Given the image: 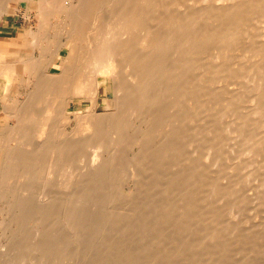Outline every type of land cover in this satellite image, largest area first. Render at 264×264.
<instances>
[{"label":"bare ground","instance_id":"obj_1","mask_svg":"<svg viewBox=\"0 0 264 264\" xmlns=\"http://www.w3.org/2000/svg\"><path fill=\"white\" fill-rule=\"evenodd\" d=\"M22 3L35 7L39 28L18 34L28 38L27 49L0 64V79L5 82L0 103L16 123L0 137V149L22 153L6 160L0 201L8 202L5 211L11 209L9 219L18 225L19 234L24 220L41 218L59 207L54 191L59 186H53L70 187L78 180L68 166L79 159L64 165L73 145L62 141L69 134L63 127L69 126L73 115L79 120L68 137H83L84 149L90 151L85 158L89 170L84 168L89 172L84 171L82 180L87 176L93 182L97 175L102 180L105 173L101 178L100 171L107 170L110 162L114 166L116 153L121 161L122 150L126 152L136 140L133 132L139 130L138 141L147 146H141L144 154L138 152L142 158L133 161L145 163L149 157L154 170L160 169L149 179L157 182L165 175L161 183H167L161 190L148 179L147 188L130 187L129 197L119 198L120 203L114 196V205L108 204L115 199L113 189L107 190L112 196L107 202V192L99 188L97 196H105L97 201L100 197L107 202H102L106 207L96 203L99 216L88 213L89 204L83 202L89 197L68 198L73 235L87 229L91 238L92 222H100L98 229L105 232L101 235L114 239L115 253L124 257L115 259V264H257L256 253L264 258L260 253L264 247L258 245L264 234L257 235L256 222L253 226L238 220L253 202L264 204V175L261 184L248 186L249 179L255 181L264 172L260 169L253 176L259 162L264 166V0H0V19L17 15ZM23 74L33 83L24 100L10 101L8 94ZM79 99L87 102L81 116L68 108L69 102ZM80 151L74 150V156H82ZM162 162L171 164H166V171ZM114 190L116 195L118 189ZM30 202L34 206L26 210ZM129 248L136 250L134 262L128 260Z\"/></svg>","mask_w":264,"mask_h":264},{"label":"rangeland","instance_id":"obj_2","mask_svg":"<svg viewBox=\"0 0 264 264\" xmlns=\"http://www.w3.org/2000/svg\"><path fill=\"white\" fill-rule=\"evenodd\" d=\"M18 10V14L16 15V14H13V13H11V14H9V15H5V16H3L1 19H0V64L1 63H5V64H8L9 62H11L12 61V59H13V55L12 54H19V55H21L22 53H23V51H24V49H27V45H26V42L28 41V38L26 37V40H24V37H21V36H17L18 34H20L21 32H23V33H25V32H27L28 30H30L31 29V31H33V32H35L36 31V29L37 28H39V25H40V20H39V18H38V16H37V12H36V10H35V7H29L28 8V6L26 5V3H22L21 5H20V7L17 9ZM33 12V13H32ZM33 20V21H32ZM53 23H55V21H52V23H51V25L50 26H53L54 24ZM34 29H35V31H34ZM13 52V53H12ZM64 53V52H63ZM24 75V76H23ZM23 75H21L19 78H17L16 79V82H14V86H13V90H11L10 92H9V94H8V96H9V100L11 101V99L13 98V99H15L16 97H17V99L18 100H21V99H25V95H24V93H27L29 90V87L32 85V83H33V78L32 77H30V76H28V75H26V74H23ZM29 77V78H28ZM32 78V79H31ZM28 80V81H27ZM31 80V81H30ZM19 82V83H18ZM27 82H29V83H27ZM32 82V83H31ZM0 98H1V96H2V93H3V90H4V87H5V82H4V80L3 79H0ZM26 83V84H25ZM20 84V85H19ZM23 85V86H22ZM26 85H28L27 87H26ZM21 87H24V88H21ZM26 87V88H25ZM20 91L19 93H21L20 95H16V91ZM23 90V91H22ZM25 90V91H24ZM22 93H23V95H22ZM22 101V100H21ZM1 102V101H0ZM84 105H87V102L85 101V100H82V99H79L78 101L76 100V102H69L68 103V108H70L71 110H76V112H80V116L81 115H83V114H85L86 113V109L84 108L83 109V106ZM2 108H4L3 106H2V103H0V137L1 138H3L4 136H5V134H7V131H9V129L11 128V127H13V125L14 124H16L15 123V120L12 118V115L10 114V112L9 113H7L8 111H10V110H8L7 108H5L4 110L2 109ZM8 110V111H7ZM3 111V112H2ZM5 111V112H4ZM172 112V111H171ZM173 113H176L175 111H173ZM173 113H171V114H173ZM170 114V115H171ZM173 116H176V115H173ZM70 118V120H71V123L69 124V126H62L63 128H64V132H66V133H69V134H67V136L64 138V140H62L63 142H67L68 144H71V145H73V147H72V151L73 152H70V153H73V154H71V156L69 155V157L71 158H67L68 157V155L65 157L66 158V163L64 164V165H69V164H67V162H71L74 158H76V159H79L80 160V162H79V160H78V162L76 163V162H73L72 163V165H71V167L70 166H68L69 168H71L70 169V171H71V173H73V175H75V178L74 179H76V177H77V179L78 180H75V181H73V182H75L74 184H71V186L70 187H72L74 190H79V192L78 193H81L80 191H82V190H84L85 192H83L84 194L86 193V194H88L89 192H92V193H90V194H88V195H84L83 193H81V194H83L82 196L81 195H79L78 193H74L75 191L72 189V188H70L68 185H65V186H61L60 187V185H57L56 187L55 186H53L54 187V189H56L58 186H59V188H58V190H54L53 189V187H52V190H54V191H56V192H58V193H56L57 195H58V197L56 198L57 199V202H55L56 203V206H57V204H58V206L59 207H55L56 208V210L54 209V213H52V211H48V212H46V214H43L42 215V217L44 218H42L43 220H45L44 222L41 220V218H37V217H35L34 215L33 216H30V217H32V218H30L29 217V219L28 220H24L23 221V224H25V225H22V227H23V231H21L20 232V234H19V229H18V225L16 226L14 223H11L12 222V220H10L9 218H11V213H10V211H11V209H9V211H8V209H7V211H5L6 209V207L8 206V202L6 203V202H4V200L3 201H0L1 202V204H0V206L1 205H5L4 207H3V209H4V212H2V210L3 209H1V207H0V209H1V213L3 214L2 216H0V218H2L1 220H2V225H1V228H0V264H91V263H93V264H95V263H97L98 262V259H99V262H100V260H102L101 261V263L102 264H106V263H104V262H109L108 264H115L116 263V260H117V258H118V261H119V258L120 257H123V256H121L120 255V257H119V253L117 254V253H115L116 251H115V248H116V243L113 241V240H111V238L110 237H106L107 235V233L105 234L106 236H104L103 237V235H101V234H104L105 232L104 231H101V229H98L99 228V226L101 225L100 224V222H98V223H95V222H92V225L90 226L92 229H91V238H89L88 237V235H87V229L85 230V232L86 233H83V234H79V236L75 233V231H74V235H73V233H72V229L71 228H73V227H71V223H68L69 222V219H70V217L71 216H69L68 214H67V207H66V201L68 200V198H71V200L70 201H72V199H77V198H75V196L77 197L78 196V198L81 200V198L83 199L84 198V196L86 197V198H88V199H90V200H92V202L90 201V200H88V199H86V200H84L85 202H83V203H87L86 204V206L88 205V207H90L89 209H88V213L91 215V213H92V211H94L95 213H98V216H99V214H100V210L98 209L97 211H96V205H98V204H103L102 202H104L105 201V198H103V200L101 201V199H100V197H99V201H97V198H98V196H100V195H102V194H99L98 196H97V194H98V190H99V188L101 189V190H103V192L105 191V192H107V193H105V194H107V196L109 197H107L106 198V201L108 202L109 200H110V198L112 197L111 195H113V198H115V199H111L112 200V202H111V200L109 201V203L108 204H113L114 205V202L113 201H115V202H117V197H118V203H120V201H119V198L120 199H123L124 197L126 198V196L127 197H129V192H131V191H128L129 189H130V187H131V189L132 188H134L135 190H136V188L137 189H139V186L137 187V185H140V188H142L141 186L144 184V186H146V185H148L149 186V181H148V179H149V177H151V176H149L150 174H151V172L153 171V172H155L156 170L158 171V169L159 168H156V170H154L155 168L153 167V166H151V165H154V163L149 159V157L147 158V160H146V162L145 163H141V162H138V163H136L135 162V160L138 158V157H141V155L142 154H139V153H142L144 150H142L141 148L144 146V148L147 146L146 145V143L145 142H142L141 144H140V142L141 141H138L139 139V137H138V135L140 134V133H138V129L136 128L135 130L137 131H135L136 133H138V134H136V133H134L133 132V134H134V136L135 135H137V137H136V140H133V142L132 143H134L133 145H132V143H130L129 145H128V149H126V152L124 151V150H122L120 147L118 148V147H116V148H114V149H117V151H119V149H121L122 150V153L121 154H123L122 155V159H121V161H120V159L119 158H121V157H119L120 155H118L117 156V153H116V150H110V151H115L113 154H115L116 155V158L117 159H119V160H117L116 158H114L115 157V155L113 156V154H112V152H110L112 155H110L111 157V160H113L112 159V157L115 159V161H113V162H116L115 164H114V166H115V168H114V166L113 165H111V162H110V165H108V167H107V170H108V168H109V166H111L112 168H109L110 170H106V169H104V170H102V171H100V177L102 178V175L104 176V178H106L105 180H104V178L102 179V180H100L99 179V177H97V176H95V179H99L100 181H98L97 182V180L95 181V179L93 178V180L91 179V181H93V182H89L90 180H87L86 178H88L87 176L85 177L84 176V178L86 179V181L87 182H89V186H87V182L86 181H84V180H82L83 179V175L85 174V172H87L86 173V175L88 174V165H87V160L86 159H88V157H89V155H90V151H87L86 149H84L85 148V141H84V139H83V137H80L79 138V140H78V138H71L70 136V138L68 137V135H70V134H72L71 132H73V129H72V127L74 128V127H76L77 126V122H78V118L77 119H75L74 118V116L72 115V116H70L69 117ZM13 122H14V124H13ZM137 125V124H136ZM11 126V127H10ZM177 126V125H176ZM8 127H10V128H8ZM175 127V126H174ZM173 127V128H174ZM145 128V127H144ZM175 129V128H174ZM173 129V130H174ZM65 133V134H66ZM155 136V135H154ZM154 136H153V138H154ZM68 137V138H67ZM156 137H157V134H156ZM67 138V139H66ZM157 138H159V135H158V137ZM156 138V139H157ZM75 140V142L74 141H72L71 142V140ZM83 139V140H82ZM77 140V141H76ZM136 141V142H135ZM76 143V144H75ZM132 145V146H131ZM75 146H76V148H75ZM142 146V147H141ZM125 148V147H124ZM123 148V149H124ZM79 149V150H78ZM74 150L75 151H77L78 153H79V151L81 150L83 153H82V156L80 155V154H78L77 152V154H78V156H74V154H75V152H74ZM107 150V149H106ZM104 151V152H106V154H107V156L109 155V153H108V151ZM142 152H141V151ZM81 151H80V153H81ZM121 152V151H120ZM125 152V153H124ZM136 152V153H135ZM139 152V153H138ZM0 174H2L3 172H4V170H5V166H6V160L9 162V160H11L12 158H18V157H21V151L19 150V149H11V148H2V149H0ZM119 153V152H118ZM89 154V155H88ZM136 154V155H135ZM143 154H144V152H143ZM81 157H80V156ZM88 155V156H87ZM103 156V160H105L106 158H105V153L104 154H102ZM105 155V156H104ZM15 156V157H14ZM73 156V157H72ZM134 156V157H133ZM143 156V155H142ZM87 157V158H86ZM131 157V158H130ZM65 158H64V160H65ZM81 158V159H80ZM86 158V159H85ZM133 158H135V160L133 161ZM142 158V157H141ZM84 159V160H83ZM145 159V158H144ZM82 160V161H81ZM138 160V159H137ZM136 160V161H137ZM133 161V162H132ZM144 162V161H143ZM149 162V163H148ZM75 163V164H74ZM79 163V164H78ZM123 163V164H122ZM130 163L132 164V166L130 165ZM139 163H141V165L139 164ZM153 163V164H152ZM162 163H164V162H162ZM77 164V165H76ZM82 166H81V165ZM84 164V165H83ZM86 164V165H85ZM140 166H139V165ZM165 165H163V168L162 169H164L165 171H166V164H169L168 162H166V163H164ZM260 164V162L255 166L257 169H255L254 168V173H253V176L256 174L255 172L257 171L258 173H260L259 172V170L260 169H263L264 170V166H262V167H260L261 166V164ZM125 165V166H124ZM169 165H171V164H169ZM169 165H168V167L167 168H169ZM81 166V167H80ZM143 166V167H142ZM162 166V165H161ZM165 166V167H164ZM138 167H140V168H138ZM149 167V168H148ZM260 167V168H259ZM74 168V169H73ZM77 168H79V170L77 169ZM81 168V169H80ZM83 168V169H82ZM84 168H87L88 170H86V169H84ZM153 168V169H152ZM161 169V170H162ZM170 169H172L171 167H170ZM169 169V170H170ZM74 170V171H73ZM83 172H82V171ZM86 170V171H85ZM117 171V173H116V171ZM149 170V171H148ZM160 170V169H159ZM168 170V171H169ZM174 169H172V171H173ZM263 170H260V171H263ZM85 171V172H84ZM163 171V170H162ZM164 171V172H165ZM171 171V170H170ZM169 171V172H170ZM172 171L170 172V174L169 175H171L172 174ZM78 172V173H77ZM82 172V173H81ZM103 172V173H102ZM108 172H110V176L109 175H107L108 174ZM123 174H122V173ZM125 172V173H124ZM145 172H146V174H145ZM152 172V173H153ZM160 172V171H159ZM168 172V173H169ZM77 175H76V174ZM113 175H112V174ZM130 173V174H129ZM132 173V174H131ZM138 173H140V174H138ZM161 173V172H160ZM160 173H159V175H160ZM167 172L165 173V174H168ZM264 173V172H263ZM260 174L259 176H258V174H257V178H255L254 177V180L255 181H253V178H251V179H249L248 180V183L249 182H252V184L251 185H249L248 184V186H251V188H253V187H255L254 185H259V183H260V181H261V183H262V181H263V179H262V176L264 175V174ZM81 174V175H80ZM120 174V175H119ZM135 174L137 175V177L135 176ZM141 174H143V175H141ZM163 174V173H162ZM131 175V176H130ZM135 177V179H133V178H130V177H133V176ZM148 175V176H147ZM164 175V174H163ZM78 176L79 177H81V180H80V178H78ZM108 178H107V177ZM112 176H115V178L117 179H115V178H113V179H115V183L113 184L112 183V181L114 182V180L113 179H111V177ZM129 176V177H128ZM138 176H141L140 177V179H139V177ZM147 176V177H146ZM162 176V175H161ZM110 177V178H109ZM118 177V178H117ZM163 177V176H162ZM162 177H161V179L159 180V181H155L154 179H152V178H150L151 179V182H152V180H154L153 182L155 183V184H157V187H158V189H161V188H163V189H165V185H164V183H166V182H162L161 183V180L163 181V179H162ZM164 177H165V175H164ZM163 177V178H164ZM144 178V179H143ZM73 179V180H74ZM132 179V180H131ZM145 179H147V180H145ZM149 179V180H150ZM259 181H258V180ZM59 180H61V179H58L57 180V183H59L60 181ZM104 180V181H103ZM108 180V181H107ZM134 180V181H133ZM140 180V181H139ZM252 180V181H251ZM80 182V183H77V182ZM101 181H103V182H101ZM131 181V182H130ZM133 181V182H132ZM148 181V182H147ZM257 181V182H256ZM62 182V181H61ZM66 182V181H65ZM102 183V185H101V183ZM109 182V183H108ZM134 182H135V184H134ZM141 184H140V183ZM152 182V183H153ZM92 183V184H91ZM113 184V186H112V184ZM260 183V184H261ZM104 184V185H103ZM163 184V185H162ZM167 184V183H166ZM75 187H74V186ZM115 185V186H114ZM134 185H136V186H134ZM164 186V187H162V186ZM68 188H67V187ZM82 186V187H81ZM101 186V187H100ZM105 186V187H104ZM110 186H112V187H110ZM148 186H146V188L148 187ZM253 186V187H252ZM62 187H64V188H62ZM65 187H66V189H65ZM81 187V188H80ZM113 187H115V188H113ZM167 187V186H166ZM92 188H94V189H96L95 190V192H94V190H90V189ZM104 188V189H103ZM106 188V189H105ZM145 188V187H144ZM144 188H142V189H144ZM67 189H69V190H71L72 191V193L74 194V195H71L72 193L70 192V191H67ZM81 189V190H80ZM110 189V190H109ZM113 189V191H112V193L113 194H109L108 193V191H110V193H111V190ZM114 189H118L119 190V192H118V190H116V195H115V190ZM130 189V190H131ZM65 192H64V191ZM88 190V191H87ZM108 190V191H107ZM162 190V189H161ZM61 191V192H60ZM63 191V192H62ZM67 191V192H66ZM74 191V192H73ZM96 191H97V194H96ZM132 191H133V189H132ZM103 193L102 191H99V193ZM48 193V192H47ZM45 193V195H50V193ZM60 194V195H59ZM68 194H70L71 196H69ZM76 194V195H75ZM78 194V195H77ZM92 194V195H91ZM96 196H95V195ZM105 194H104V196H105ZM43 196H44V193L42 194ZM53 195V196H52ZM52 195H50V196H52L53 198H51V200H53V201H55L56 199L54 198V194H52ZM95 197H94V196ZM110 195V196H109ZM81 198H80V197ZM103 195H102V197H104ZM114 196H117V197H114ZM124 196V197H123ZM67 199H66V198ZM74 197V198H73ZM91 197V198H90ZM93 197H94V200H93ZM97 197V198H96ZM44 198H48V196L46 197H44ZM48 199H50V197L48 198ZM55 199V200H54ZM108 199V200H107ZM7 201V200H6ZM90 201V202H89ZM105 201V202H106ZM74 202V201H73ZM72 202V203H73ZM104 202V204H107V202L105 203ZM111 202V203H110ZM32 202H30V203H28V204H26V207H27V209L26 210H28V207L29 206H34L33 205V203L31 204ZM72 203H70V202H68V204H72ZM96 203H98V204H96ZM65 204V205H64ZM92 204V205H91ZM103 204V205H104ZM115 204H117V203H115ZM69 205V206H70ZM95 205V207H93ZM103 205H100V206H103ZM253 205H255L256 206V209H259V211L257 210L256 211V209H254V207L255 206H253ZM261 205V204H260ZM61 206V207H60ZM92 206V207H91ZM99 206V205H98ZM107 205H104V207H106ZM262 206V207H261ZM261 206H258L255 202H253L251 205H249V207H250V209H249V207L247 208V210H245L246 211V213L245 212H242V215H240V216H242V218H245V220H243L240 216V218L238 219L239 221H243V222H245V223H247L246 225H250L251 223V225H253V226H255L254 225V222H256L255 224L257 225V231H259V232H257L256 231V233H260V235L259 234H257L259 237L261 236V235H263L264 234V219H263V217H264V204H262ZM103 207V208H104ZM259 207V208H258ZM7 208H9V206L7 207ZM67 208V209H66ZM94 208V209H93ZM254 210H252V209ZM261 208V209H260ZM263 208V209H262ZM36 209V208H35ZM66 209V210H65ZM249 209V210H248ZM65 210V211H64ZM262 210V211H261ZM67 211V212H66ZM12 212H13V210H12ZM28 212V211H27ZM32 212H35L34 210H32ZM50 212L52 213V214H54V215H51V216H49L50 215ZM66 212V213H65ZM263 214H262V213ZM47 213H49V214H47ZM247 214V216L249 217V215H250V217L248 218L247 216L245 217V215L244 214ZM6 216H5V215ZM9 214V215H8ZM46 215V216H45ZM55 215H56V217H55ZM58 215H60V216H58ZM65 215H67V216H69V217H67V216H65ZM260 215V216H259ZM8 216V217H7ZM86 216H88V214L86 215ZM259 216V217H258ZM5 217H7V218H5ZM39 217V216H38ZM47 217V218H46ZM50 217V218H49ZM65 217H67L66 218V220H64L65 219ZM97 217V216H96ZM260 217H261V219H260ZM34 218V219H33ZM59 218V220H57ZM87 219H90L89 217H86ZM4 219V220H3ZM32 219V220H31ZM37 219V220H36ZM46 219H48V220H46ZM54 219H56V220H54ZM68 219V220H67ZM252 221H251V220ZM259 219V220H258ZM40 222H39V221ZM62 220V221H61ZM246 220H248V221H250V222H246ZM257 220V221H256ZM28 221V222H27ZM30 221V222H29ZM55 221V222H54ZM65 221V222H64ZM254 221V222H253ZM27 222V223H26ZM33 222V223H32ZM260 222V223H259ZM35 223V224H34ZM57 225H56V224ZM63 223V224H62ZM66 223V224H65ZM88 224H85V225H87V226H89V222H87ZM94 223V224H93ZM12 224V225H11ZM99 224V225H98ZM262 226H261V225ZM4 225V226H3ZM97 225H98V227H97ZM72 226H75V225H73L72 224ZM96 226V227H95ZM3 227V228H2ZM7 227V228H6ZM17 227V228H16ZM62 227V228H61ZM90 227H88V228H90ZM94 229V230H93ZM98 229V230H97ZM259 229V230H258ZM90 230V229H89ZM98 232H97V231ZM18 231V232H17ZM71 231V232H70ZM3 232V233H2ZM70 232V233H69ZM93 232V233H92ZM262 232V233H261ZM12 233V234H11ZM22 233V234H21ZM65 233V234H64ZM69 234V235H68ZM76 234V235H75ZM100 234V235H99ZM97 235V236H96ZM8 236V237H7ZM24 237V238H23ZM35 237V238H34ZM77 237V238H76ZM99 237H100V239H99ZM106 237V238H105ZM53 238V239H52ZM71 238H73V239H71ZM109 238V239H108ZM113 238V237H112ZM261 238V241H262V243H263V241H264V236H263V238L262 237H260ZM25 239V240H24ZM55 239H57L56 241H55ZM104 239H106V240H104ZM10 240H11V242H10ZM21 240V241H20ZM23 240V241H22ZM107 240H110V242L109 241H107ZM16 241V242H15ZM105 241H107V243H105ZM59 242V243H58ZM109 242V243H108ZM117 242V241H116ZM6 243H7V245H6ZM10 243V244H9ZM258 244L259 245V248L262 246V247H264V245L263 244ZM14 244V245H13ZM22 244H23V246H22ZM107 244H108V248L106 247L107 246ZM261 245V246H260ZM26 246H28V247H26ZM136 246L137 245H135V247L134 248H136ZM137 247H139V246H137ZM261 247V248H262ZM11 248V249H10ZM133 248V247H132ZM6 249V250H5ZM12 249H13V251H12ZM24 249H26V250H24ZM5 250V251H4ZM107 250H109V252L107 251ZM128 250V249H127ZM24 251V252H23ZM132 251H134V253L132 254V257L130 256L131 255V253H132ZM138 251H139V249H138ZM17 252H19V253H17ZM262 252H264V250H262L260 253L261 254H263ZM30 253H31V255H30ZM126 253H128V255H129V258L130 259H128V260H131V258H133V260H135V258H137V254L135 255V253H136V250L135 249H131V252H130V248H129V251H127ZM16 254V255H15ZM138 256H141V254H140V251L138 252ZM30 255V256H29ZM117 255H118V257H117ZM127 255V254H126ZM5 256H6V258H5ZM10 256V257H9ZM54 256V257H53ZM93 256V257H92ZM255 256L258 258H256L257 260H256V263L257 264H259L260 262L262 263V264H264V258L262 257V259H260L259 258V256L261 257V255H258V253H256L255 254ZM262 256H264V255H262ZM17 257V258H16ZM24 257V258H23ZM116 257V258H115ZM127 257V256H126ZM135 257V258H134ZM23 258V259H22ZM63 258V259H62ZM93 258H95V259H93ZM104 258V259H103ZM124 258V257H123ZM123 258H121L120 259V261L123 259ZM14 259V260H13ZM33 259V260H32ZM56 261H54V260ZM60 259V260H59ZM68 259V260H67ZM84 259V260H83ZM116 259V260H115ZM30 260V261H29ZM38 260V261H37ZM61 260H63V261H61ZM81 260V261H80ZM96 260V261H95ZM115 260V261H114ZM125 260H127V259H123L122 261H125ZM133 260H131L132 262H134ZM253 260H255V258L253 259ZM24 261H25V263H24ZM27 261V262H26ZM58 261H61V263L59 262L58 263ZM104 261V262H103ZM14 262H16V263H14ZM29 262V263H28ZM55 262V263H54ZM63 262V263H62ZM114 262V263H113ZM125 262H127V261H125ZM129 262V261H128ZM131 262V263H132ZM255 262V261H254ZM101 263H98V264H101ZM119 263V262H118ZM121 263V262H120ZM119 263V264H120ZM130 263V262H129ZM138 263V262H137ZM260 263V264H261ZM122 264V263H121ZM124 264V263H123ZM255 264V263H254Z\"/></svg>","mask_w":264,"mask_h":264}]
</instances>
